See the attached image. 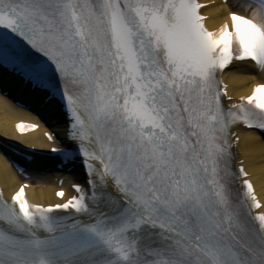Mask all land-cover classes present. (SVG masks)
<instances>
[{
  "label": "snow or ice",
  "instance_id": "snow-or-ice-1",
  "mask_svg": "<svg viewBox=\"0 0 264 264\" xmlns=\"http://www.w3.org/2000/svg\"><path fill=\"white\" fill-rule=\"evenodd\" d=\"M203 7L0 0V67L66 111L72 144L52 152L78 147L88 177L48 206L27 184L0 193V264H264V214L230 141L238 124L264 130V83L226 108L220 79L234 60L264 70V0L216 31Z\"/></svg>",
  "mask_w": 264,
  "mask_h": 264
},
{
  "label": "bare ground",
  "instance_id": "bare-ground-1",
  "mask_svg": "<svg viewBox=\"0 0 264 264\" xmlns=\"http://www.w3.org/2000/svg\"><path fill=\"white\" fill-rule=\"evenodd\" d=\"M202 2H213L204 12L210 16L207 21L211 28H216L223 21L228 20L229 12L238 10L243 13H248V9L244 8L235 0H231L228 5L221 3V0H201ZM224 80L229 85V95L235 98L250 93L252 86L256 82H264V72L256 74V67L249 62L237 63L232 65L225 71ZM1 87L7 88L5 84H0ZM11 94L13 92L11 91ZM27 119L24 111L18 109L14 103L0 95V133L13 135L12 126L15 121ZM238 136L240 137L239 149L240 159L244 160L246 171L250 174L251 180L254 183L257 194L263 202L264 210V140L261 139L254 131L240 129ZM30 142L43 143L42 130L30 134L25 138ZM39 184L45 186H33L28 190L29 196L37 203L51 204L55 201L54 193L56 185L48 177H40ZM0 181L8 195H11L17 190L22 183L16 172L5 162L0 155ZM36 184V183H33Z\"/></svg>",
  "mask_w": 264,
  "mask_h": 264
}]
</instances>
